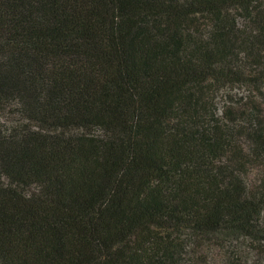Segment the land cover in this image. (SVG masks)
I'll list each match as a JSON object with an SVG mask.
<instances>
[{
	"label": "trees",
	"instance_id": "1",
	"mask_svg": "<svg viewBox=\"0 0 264 264\" xmlns=\"http://www.w3.org/2000/svg\"><path fill=\"white\" fill-rule=\"evenodd\" d=\"M0 264H264V0H0Z\"/></svg>",
	"mask_w": 264,
	"mask_h": 264
}]
</instances>
